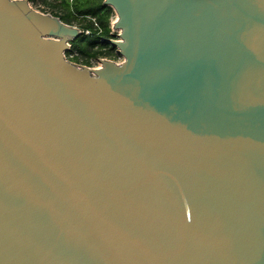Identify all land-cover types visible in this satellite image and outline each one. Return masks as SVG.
<instances>
[{"label":"water","instance_id":"obj_1","mask_svg":"<svg viewBox=\"0 0 264 264\" xmlns=\"http://www.w3.org/2000/svg\"><path fill=\"white\" fill-rule=\"evenodd\" d=\"M103 4L0 0V264H264V0Z\"/></svg>","mask_w":264,"mask_h":264},{"label":"trees","instance_id":"obj_2","mask_svg":"<svg viewBox=\"0 0 264 264\" xmlns=\"http://www.w3.org/2000/svg\"><path fill=\"white\" fill-rule=\"evenodd\" d=\"M59 12L52 13L63 22L76 25L82 30V34L72 42V52L78 57L68 58L74 62H81L90 66L91 59L98 60L100 57L116 56V47L103 41L106 38H116L111 32V21L115 16L112 7L103 4L104 0H59ZM89 31V33H86Z\"/></svg>","mask_w":264,"mask_h":264},{"label":"built area","instance_id":"obj_3","mask_svg":"<svg viewBox=\"0 0 264 264\" xmlns=\"http://www.w3.org/2000/svg\"><path fill=\"white\" fill-rule=\"evenodd\" d=\"M71 2L73 0H70ZM29 3L32 7H34L35 9L36 8H54L55 6H58V4L60 3L59 0H29ZM34 5V6H33ZM116 20H112L111 21V32L115 35V37L118 39V36L120 34V30H117L114 26V23H115ZM86 33H89V31H86ZM116 54L118 55L119 57V60H115V62L117 63H121L124 61V57L121 56L117 51H116ZM100 59V58H99ZM98 59V60H99ZM106 59V58H105ZM111 60V59H110ZM114 61V60H113ZM101 63V62H100ZM101 67V66H100ZM99 67V68H100Z\"/></svg>","mask_w":264,"mask_h":264},{"label":"rangeland","instance_id":"obj_4","mask_svg":"<svg viewBox=\"0 0 264 264\" xmlns=\"http://www.w3.org/2000/svg\"><path fill=\"white\" fill-rule=\"evenodd\" d=\"M34 6V5H33ZM35 7V6H34ZM37 10H39V11H41V12H44V13H50V14H52V13H57V12H59L58 11V9H53V8H36ZM113 20H116V14H115V16L113 17ZM76 26V25H75ZM115 39H117V38H115ZM72 47V46H71ZM116 53V52H115ZM69 56V58H72V57H74V58H76V57H78V55H77V53H74V52H72L70 55H68ZM100 58H106V59H111V60H119V57H118V55H116V56H109V57H100ZM81 59V62L79 63V62H77V63H79V64H84V63H82V60H83V58H80ZM90 66L91 67H99V66H101V63H100V60H95V59H91V61H90ZM84 65H86V64H84Z\"/></svg>","mask_w":264,"mask_h":264},{"label":"bare ground","instance_id":"obj_5","mask_svg":"<svg viewBox=\"0 0 264 264\" xmlns=\"http://www.w3.org/2000/svg\"><path fill=\"white\" fill-rule=\"evenodd\" d=\"M100 67V66H99ZM99 67H97V68H99Z\"/></svg>","mask_w":264,"mask_h":264},{"label":"flooded vegetation","instance_id":"obj_6","mask_svg":"<svg viewBox=\"0 0 264 264\" xmlns=\"http://www.w3.org/2000/svg\"><path fill=\"white\" fill-rule=\"evenodd\" d=\"M101 59V58H100Z\"/></svg>","mask_w":264,"mask_h":264}]
</instances>
